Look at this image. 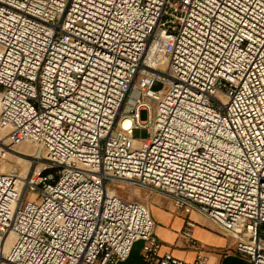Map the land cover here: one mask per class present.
Instances as JSON below:
<instances>
[{"label":"built area","instance_id":"built-area-1","mask_svg":"<svg viewBox=\"0 0 264 264\" xmlns=\"http://www.w3.org/2000/svg\"><path fill=\"white\" fill-rule=\"evenodd\" d=\"M0 128L42 153L0 172V264H213L191 220L195 259L161 253L121 183L264 264V0H0Z\"/></svg>","mask_w":264,"mask_h":264},{"label":"crops","instance_id":"crops-1","mask_svg":"<svg viewBox=\"0 0 264 264\" xmlns=\"http://www.w3.org/2000/svg\"><path fill=\"white\" fill-rule=\"evenodd\" d=\"M141 201L148 205L154 220V234L161 241L160 252H170L178 259L192 262L197 251L181 235L186 220L194 223L191 234L207 253L213 264H250L249 260L233 252L234 240L200 212L193 210L188 215L177 210L170 198L157 192L144 193ZM142 242L133 244L128 258L117 264H143Z\"/></svg>","mask_w":264,"mask_h":264},{"label":"rangeland","instance_id":"rangeland-1","mask_svg":"<svg viewBox=\"0 0 264 264\" xmlns=\"http://www.w3.org/2000/svg\"><path fill=\"white\" fill-rule=\"evenodd\" d=\"M160 87H161V83L159 82H155V84L153 85V89L155 90L159 89ZM140 118L142 121L147 120L148 118L147 113L145 111H142ZM133 135L136 139H140V140L145 139L148 135L147 129L145 128L135 129ZM0 138H1L0 139V149H1L2 148L1 143L4 142L5 138H2L1 136ZM41 154L42 153L40 149L35 144H32L30 142H22L18 145L11 146L10 150L4 157L1 156V151H0V172L1 171L7 172L12 168H17L19 171L26 173L28 169H31V166L33 165L32 163L33 160H35ZM112 187L115 188L117 190V193L125 200L140 202L142 204H145L146 206L148 205L141 201L142 200L141 196L144 193L146 194L150 192H156L135 185H131L128 183L116 184L113 185Z\"/></svg>","mask_w":264,"mask_h":264},{"label":"bare ground","instance_id":"bare-ground-1","mask_svg":"<svg viewBox=\"0 0 264 264\" xmlns=\"http://www.w3.org/2000/svg\"><path fill=\"white\" fill-rule=\"evenodd\" d=\"M0 136H1L2 138H5V131H4L3 129H1V128H0ZM0 139H1V138H0ZM4 142H7L6 138L4 139ZM25 169H27V168H25ZM1 172H5V171H1Z\"/></svg>","mask_w":264,"mask_h":264}]
</instances>
